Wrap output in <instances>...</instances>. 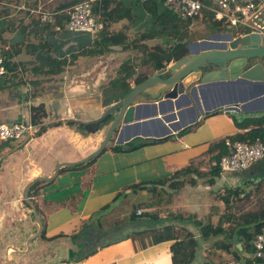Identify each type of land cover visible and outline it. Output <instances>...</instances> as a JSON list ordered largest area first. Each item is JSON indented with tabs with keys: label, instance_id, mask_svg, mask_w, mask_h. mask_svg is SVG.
<instances>
[{
	"label": "crops",
	"instance_id": "0c3cea01",
	"mask_svg": "<svg viewBox=\"0 0 264 264\" xmlns=\"http://www.w3.org/2000/svg\"><path fill=\"white\" fill-rule=\"evenodd\" d=\"M115 1L120 2L123 10L111 13V19H105L108 20L106 29L110 34L123 32L127 40H131L144 31L155 29L151 18L142 8L144 0ZM154 1L159 9L164 7L162 0ZM73 2L0 0V47L6 69V73L0 76V123L29 121L30 106L41 104L45 111L40 123L45 128L40 133L28 136L21 142L0 140V264H171L168 241L138 248L130 239L108 245L104 244L109 240L93 241L89 246L83 240L88 236L100 240L99 231L106 224L123 221V216L126 218L131 214L132 210H127L119 215L118 209L111 213L112 208L118 205L117 199L111 201L117 193L124 192V199L130 195L135 197L140 192L130 191L129 186L133 184L168 182L185 169H197L189 166L206 156V149L198 155H193L191 149L195 142L193 135L200 128L204 127L209 134L214 133L206 144L207 148L210 142L219 138L248 131L250 126L242 129L235 127L233 118L239 122L244 116L264 114V110L230 111L232 115L222 108L215 109L196 121L198 125L187 132L177 134L181 128L168 135L170 137L166 140L146 143L130 151L115 152L111 147L137 138L146 142L155 138L135 135L121 144L110 141L91 162L80 163L83 165L74 168L60 166L54 176L59 164L79 161L98 147L107 124L93 133H83L77 129V125L103 115L108 106L104 99L108 94L109 82L115 79L119 65L125 60H130L133 69L137 65L132 58H122L121 53L126 49L122 50L117 45L109 46L103 54H82L80 52L88 49L97 37L70 33L64 28L55 31L49 24H40L27 10L42 4L46 9L60 11ZM112 7L114 4L109 1L108 10ZM124 9L130 17H119ZM232 29L227 27L225 32ZM140 43L152 47L158 43L169 45L170 41L151 38ZM135 77L128 80L130 87L134 85ZM158 86L146 89L142 96L154 94ZM220 120L227 124L224 131L227 133H222ZM219 176L220 184L215 181L213 185L217 183L227 191L236 192L229 197V204H232V199L235 201L242 196L249 195L250 198L255 195L253 199L262 201L260 207L264 206V157L245 170ZM34 178H39L35 182L39 183L33 195L29 198L26 193V196L35 206L41 229L42 225L44 227V237L39 236L41 231L35 235L38 225L31 206L23 199L26 186ZM169 213L177 215L175 212ZM96 219L100 229L95 226ZM168 219L172 220L173 217ZM176 219L179 220L177 226L184 225L190 229L186 219ZM226 242H232L240 250V244L236 241L227 239ZM94 246L98 247L93 254L80 261H71ZM201 250V255H204L208 249L201 247ZM231 250L224 255L219 253L226 257L225 264H264V256L261 262H255L251 259L256 255L245 252L240 253L238 259H233ZM10 254L18 258H10Z\"/></svg>",
	"mask_w": 264,
	"mask_h": 264
},
{
	"label": "trees",
	"instance_id": "16d2710c",
	"mask_svg": "<svg viewBox=\"0 0 264 264\" xmlns=\"http://www.w3.org/2000/svg\"><path fill=\"white\" fill-rule=\"evenodd\" d=\"M81 0H74V2ZM109 1L113 2L114 7L108 10ZM73 2V3H74ZM163 2V0H162ZM143 10L149 15L152 20V24L155 29L151 31H144L136 35L131 40H127V37L123 32H113L109 33L107 31L106 18L111 19V13H116L122 9V6L119 1L115 0H100L94 1L92 3V10L94 13L98 14L99 20L102 22V29L97 36V40L93 41V44L88 48L82 50L80 53L93 55V54H103L108 51V47L111 45L120 46L122 50L125 49H136L140 52L141 59L139 62L140 68L145 65H150L153 69H159L166 66L168 63L173 62L186 54L185 44L192 40L191 38V27L193 21H198L201 24H205L208 30V34L225 32L227 30L228 24L223 20H214L213 14L207 10L202 9L198 16L180 19L176 17L171 11L163 7L159 9L158 3L154 0H144L142 3ZM57 11V10H56ZM125 9L121 16L119 17H130L129 13ZM55 22L63 21L67 18V15L64 11H61L54 17ZM157 38H165L170 41L169 45H162L161 43L155 44L152 47H147L145 44L140 43L141 40ZM4 58V54H3ZM134 76V70L132 68L130 60L123 61L117 71L115 79L109 82L108 94L105 96V103H111L120 99L129 89L128 80L130 77ZM138 76V75H137ZM143 78L135 77L133 80L135 84L141 82ZM139 79V80H138ZM138 81V82H137ZM217 111H214L215 113ZM209 115L208 113L205 116ZM45 117V111L41 104L36 106H30L29 108V121L32 124L38 125V132L44 130V126L41 125V120ZM111 119V115L106 116L102 121L93 124H78L77 129L83 133H93L100 129L103 125H106ZM70 125V123H68ZM233 124L238 129H242L250 126L248 131L241 133H235L230 136L219 138L213 142H210L205 150V155L208 156V160L212 163V167L209 172L213 177H218L220 175L217 162L219 157L222 154L227 153L228 148L224 143L225 138H228L230 141L239 140V141H253L258 138L264 142V114L258 116H244L239 122L233 118ZM40 125V126H39ZM198 122L189 125L177 134H182L189 131L191 128L196 127ZM170 136L164 137L159 140H150L148 142L141 141L138 138L130 140L122 145H114L111 147V150L115 152H125L130 151L136 148H139L146 143L163 141L168 139ZM93 158L85 162L87 164L91 162ZM83 164L74 165L68 168H74L81 166ZM61 168L60 171L64 170ZM182 172L184 173H195L197 170L185 169ZM179 172L182 175L184 173ZM212 178L210 180L212 182ZM39 182L31 186L27 192V196L30 198L33 195V191L36 188L35 186ZM189 184L194 183L193 179H189ZM184 182L181 180L174 182V185L169 184V187L172 190H175L178 186L183 185ZM166 184L165 181H149L141 182L138 184H133L129 186L131 192H141L145 191L151 193L157 189V187H163ZM171 185V186H170ZM236 192H231L226 190V195L218 196L220 202L224 205V210L226 211L225 222L224 224L213 225L210 222L201 223L191 221L190 225L196 230L192 232L190 229L186 228L184 225H179L176 218L185 220L180 215L167 214L166 216H158L156 214H149L148 211H140L138 214H135V210L129 214L121 224L113 223V225L108 226V228L103 229L104 232L107 230H116L122 228V232L116 239H108L104 245H108L117 241L124 239H130L135 246L137 244L138 248H145L148 245L157 244L163 241H172L169 246L171 264H210V262L201 255V247L206 248L207 246L210 249L217 248L220 251H227L232 248L230 254L233 259H238L239 254L242 252L247 253L248 255L255 254L256 256L252 257L251 260L255 262H261L263 260L264 251L257 252L251 244L252 239L259 231V228L264 225V206L259 207V209L248 212L247 214H242L234 216L231 212H228L230 209L229 197ZM124 192L117 193L111 201H115L117 197H123ZM27 205V204H26ZM139 205V204H138ZM28 206V205H27ZM107 205L101 207V209L107 207ZM29 207V206H28ZM173 217L172 220L168 219ZM122 225V227L120 226ZM225 225V226H223ZM97 228L100 227L98 219H96ZM100 229V228H99ZM176 230H180L183 233L182 238L177 236L175 233ZM44 227L42 225L40 237L43 236ZM176 234V235H175ZM197 235V237H196ZM117 236V235H116ZM95 237H86V242L88 246L91 242L99 241V239H94ZM227 239H231L240 244V250L234 247L232 242H226ZM103 241V240H102ZM138 242V243H137ZM98 246L102 247L101 244ZM94 246L82 254L79 258L71 259V261L76 262L81 259L86 258L87 256L93 254L96 251ZM196 260V261H195ZM245 261H249L245 260Z\"/></svg>",
	"mask_w": 264,
	"mask_h": 264
},
{
	"label": "water",
	"instance_id": "95a60500",
	"mask_svg": "<svg viewBox=\"0 0 264 264\" xmlns=\"http://www.w3.org/2000/svg\"><path fill=\"white\" fill-rule=\"evenodd\" d=\"M248 26L190 40L185 44L186 54L167 66L155 70L146 65L141 82L120 99L106 103L102 116L82 123H98L111 115L98 147L79 161L59 164L54 176L60 166L96 157L111 140L121 144L135 135L162 139L219 108L235 112L264 110V8ZM155 85L159 86L154 94L142 96ZM36 180L39 178H34L23 194L38 225L35 235L41 231V223L26 193Z\"/></svg>",
	"mask_w": 264,
	"mask_h": 264
},
{
	"label": "rangeland",
	"instance_id": "374dc122",
	"mask_svg": "<svg viewBox=\"0 0 264 264\" xmlns=\"http://www.w3.org/2000/svg\"><path fill=\"white\" fill-rule=\"evenodd\" d=\"M191 32H192L191 33L192 40L201 39L206 35H208L209 33L206 25L201 24L198 21L193 22L191 26ZM93 37H97V34ZM121 57L132 58V61L136 62L137 64L136 66H134L133 69L134 75L136 76L138 75L137 77H139V79L145 77L144 73H142L141 71L143 70V68L146 67V65L140 68L139 62L141 59V55L138 50L126 49L123 53H121ZM135 81L136 80H134L132 84H134ZM228 114H232V113L229 111ZM220 125L223 131L222 133H227L224 132L225 129L228 127L225 121L220 120ZM213 135L214 133L211 134L207 133L204 127L200 128L198 133L193 135L195 141L193 142V145L191 147V149H193L194 151L192 152L193 155H198L203 150H205L206 144L209 142V139L213 137ZM111 141L113 142L114 140ZM189 167L197 168L195 169L197 170V172L184 173L182 175H178L175 178L171 179V181L166 182V184L168 185H164L163 187H157V189L151 193L141 191L143 193L140 192V195H136L135 197H133V195H130V197L127 196L126 199H124L121 196L117 197L116 205L117 204L118 205L115 207V209L112 208L114 205L110 206L113 209V210L110 209L111 213L117 209H118L117 211H119V215L125 214L127 210L133 211L136 209H138L139 211H143V210L148 211L149 214H156V215L160 214L161 216H166L167 214H169V212H175L177 215L182 216V218H185L189 222L187 226L190 228L192 232L196 230L190 225V222L194 220H195L194 222L197 221L201 223L210 222L213 225L224 224L226 211L224 210L223 203H221L220 200L218 199V196L226 195V188L219 187L218 184H220L219 182H221V180L219 179L220 176L213 177L210 174L209 170L212 167V163L209 162L208 156L206 155L203 158H199L195 160L193 164L190 165ZM228 173L230 172H227V174ZM211 178L213 180L212 181L213 183L210 182ZM189 179L194 180L193 185L188 183ZM180 180L181 182L182 181L184 182L183 185L178 186L175 190H172L169 187V184L174 185V182ZM215 181L218 184L215 183V185H213ZM248 196L247 197L242 196L235 201L234 199H232V204H229L230 209L228 212H231L233 215L235 214L242 215L259 209L260 205H262V201L260 200L255 201L253 199L255 195L250 198ZM118 206L119 208H117ZM110 210H106V211L108 212ZM241 211H243L244 213ZM115 215L117 214L115 213ZM122 219L124 221L125 217L123 216ZM116 223L121 224L122 220L119 222L117 221ZM109 225L110 223L106 224V227H104V229L108 228ZM111 225H113V223H111ZM120 226L122 227V225ZM122 231H123L122 228L116 230H107L106 232L101 230L99 231V237H100L99 241L108 240L111 237L118 235ZM175 233H177V236L179 238L180 237L182 238L183 233L180 230H176ZM168 242H170V244L172 243V241H168ZM209 247L207 246L206 248L211 251L206 250L204 255H202V258L208 260L210 264L227 263L225 259L226 257L224 258L219 254V253H223L224 255L226 251H220V249L217 248L210 249ZM10 255H12L10 256V258H15V259L18 258L16 255L13 254ZM3 264L6 263L4 262ZM192 264L195 263L193 262Z\"/></svg>",
	"mask_w": 264,
	"mask_h": 264
},
{
	"label": "built area",
	"instance_id": "2783aa9c",
	"mask_svg": "<svg viewBox=\"0 0 264 264\" xmlns=\"http://www.w3.org/2000/svg\"><path fill=\"white\" fill-rule=\"evenodd\" d=\"M91 2L92 0H81L63 8L61 11L66 13L67 18L61 24H57L54 18L60 12L59 10L46 9L42 4L27 10L40 24H49L55 31L64 28L70 33H84L92 38L101 31L103 25L93 13ZM163 5L180 19L198 16L202 9H207L213 14L214 19H224L228 27L237 30L239 27L248 26L250 19L264 8V0H163ZM5 73L0 47V76ZM36 133H38V125L30 121L0 123L1 141L21 142ZM224 143L228 151L222 154L217 162L220 174L245 170L264 157V142L258 138L253 141H230L225 138ZM134 212L138 214L140 211L136 209ZM251 244L257 252L264 251V225L259 228Z\"/></svg>",
	"mask_w": 264,
	"mask_h": 264
}]
</instances>
